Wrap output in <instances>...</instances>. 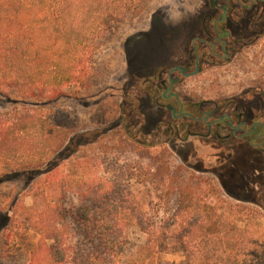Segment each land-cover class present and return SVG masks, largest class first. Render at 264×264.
Returning <instances> with one entry per match:
<instances>
[{
  "label": "rangeland",
  "instance_id": "rangeland-1",
  "mask_svg": "<svg viewBox=\"0 0 264 264\" xmlns=\"http://www.w3.org/2000/svg\"><path fill=\"white\" fill-rule=\"evenodd\" d=\"M128 1L131 7L117 26L92 44L86 60L88 74L80 82L63 88L58 97L47 93L28 98L0 91V117L8 119L27 111L63 127L66 142L75 135H88L70 153L52 155L35 172L13 177L8 169H0V264H29L38 244L39 233L21 219L19 207L43 209L36 195L56 180L60 186L52 192L65 196L59 200L66 208L82 203L92 206L91 198L80 201L75 182L92 176L113 182L122 205L138 204L145 212L142 219H126L122 255L126 264H156L144 248L140 224L175 226L181 220L189 224L202 220L214 221L218 228L234 222L239 228L247 223L260 241L264 239V163L259 153L240 145L236 156L226 158L197 139L174 136L143 149L121 135V113L129 100L146 122L145 133L161 132L170 122L169 114L152 102L154 77L160 70L183 63L189 25L202 3L143 0L137 5L140 0ZM249 89L264 94V35L257 36L230 63L182 80L175 91L186 98L217 99ZM179 135L184 138V131ZM234 174L237 180H233ZM153 177L159 183L157 188L152 186ZM163 177L167 178L164 184H169L164 189ZM196 179L203 181L200 186H195ZM186 180L189 183L183 187L181 181ZM183 198L188 199L186 203ZM162 261L181 264L183 254L171 251Z\"/></svg>",
  "mask_w": 264,
  "mask_h": 264
},
{
  "label": "trees",
  "instance_id": "trees-1",
  "mask_svg": "<svg viewBox=\"0 0 264 264\" xmlns=\"http://www.w3.org/2000/svg\"><path fill=\"white\" fill-rule=\"evenodd\" d=\"M128 7V0H0V91L28 98L47 93L58 97L63 88L85 78L92 44L117 26ZM136 112L134 101H127L121 113L125 140L147 149L172 136L166 127L145 133L146 122ZM86 136L75 135L66 142L63 127L27 111L8 119L2 116L0 169H8L13 177L35 172L52 155L70 153ZM152 179L157 188L159 183ZM166 180L161 178L163 189L169 185L164 184ZM75 182L80 201L91 198L92 206L81 202L66 208L59 200L65 196L54 194L60 186L56 180L36 195L43 209L19 207L21 219L40 235L29 264H126L122 261L126 219H142V207L122 205L113 182L106 178L92 176ZM187 182L181 181L182 186ZM202 182L196 179L194 184ZM139 229L145 236L144 248L156 264H164L163 256L171 251L183 254L181 264H264V239L260 241L247 223L238 228L227 222L218 228L214 221L189 224L181 220L175 226L140 224Z\"/></svg>",
  "mask_w": 264,
  "mask_h": 264
},
{
  "label": "flooded vegetation",
  "instance_id": "flooded-vegetation-1",
  "mask_svg": "<svg viewBox=\"0 0 264 264\" xmlns=\"http://www.w3.org/2000/svg\"><path fill=\"white\" fill-rule=\"evenodd\" d=\"M188 31L183 63L154 77L152 102L169 114L165 127L174 138L197 139L226 158L236 156V147L243 145L259 153L264 163V94L249 89L236 96L194 99L175 91L182 80L230 63L264 35V0H202Z\"/></svg>",
  "mask_w": 264,
  "mask_h": 264
},
{
  "label": "water",
  "instance_id": "water-1",
  "mask_svg": "<svg viewBox=\"0 0 264 264\" xmlns=\"http://www.w3.org/2000/svg\"><path fill=\"white\" fill-rule=\"evenodd\" d=\"M171 71H173V70H171Z\"/></svg>",
  "mask_w": 264,
  "mask_h": 264
}]
</instances>
